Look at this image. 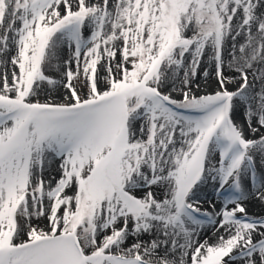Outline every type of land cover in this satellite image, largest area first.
Here are the masks:
<instances>
[{
  "label": "snow or ice",
  "instance_id": "6c2138e0",
  "mask_svg": "<svg viewBox=\"0 0 264 264\" xmlns=\"http://www.w3.org/2000/svg\"><path fill=\"white\" fill-rule=\"evenodd\" d=\"M0 264H264V0H0Z\"/></svg>",
  "mask_w": 264,
  "mask_h": 264
}]
</instances>
